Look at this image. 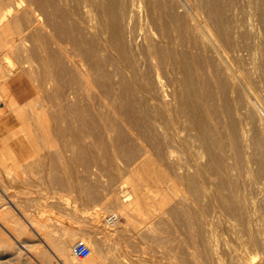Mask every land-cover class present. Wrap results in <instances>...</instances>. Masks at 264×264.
<instances>
[{"label": "bare ground", "instance_id": "6f19581e", "mask_svg": "<svg viewBox=\"0 0 264 264\" xmlns=\"http://www.w3.org/2000/svg\"><path fill=\"white\" fill-rule=\"evenodd\" d=\"M255 1L260 2L261 11H252L249 16L244 15L246 18H242L240 9L236 6L239 9L236 11L230 0H205L204 4L209 10L208 17L200 20L198 15H195L196 11L194 15L199 22L197 27L204 31L206 42H203L205 43L203 45L190 46L178 43L172 37L173 23L177 24L183 32L192 30V25L187 22L185 16V11H193L192 8H194L189 0H31L30 4L34 7L33 17L27 21L25 30L30 32L32 41L29 43L27 38L29 34L26 36L23 32L18 33L19 39L28 55L37 56L47 65L55 66V78L58 81H55L57 84L50 96L56 101V103L54 101L56 105L53 103L55 108L51 113L52 122L45 118L43 124L47 125V128L50 127L55 139L63 142L65 150L68 147L71 148L68 140L75 142L73 145L76 146L72 149L74 156L77 157L78 165L81 164L86 169L95 162L96 150L104 149L105 165L103 167L110 173L111 177H109L113 182L115 178L117 179V173H122L121 171H125L127 175L130 173V176L128 175L130 180L127 181L132 184L134 196L124 192L127 181H123L122 188H118L124 192L123 194L120 191L124 197L122 201L129 203L132 199L139 207L144 202L146 205L142 208L147 209L144 213L149 215L148 211H151L153 214V218H150L152 216L150 213L151 216L148 219L152 221L145 228L135 227V236L126 237L125 228L122 227L120 235L123 236L125 243L121 244L115 252L116 246L115 248L113 246L114 249L111 250L115 254H110L109 241V244H106L107 254L103 264H141V261L137 263L133 261V257L131 258V254L140 252L150 256L146 264H160V258L157 259L158 253L165 258L166 264H201L203 260L200 263L198 251L195 252L193 248V252L189 249L191 254L188 253L190 257L187 259L180 253L183 249L176 252L172 244L169 246L171 239L165 236L166 230L163 228L164 231H162L165 235L159 230L165 220V214H161L159 210L168 209L171 214L174 213L173 217L182 215L189 223L193 219L204 222L201 219L203 218L201 211L194 209L195 206L191 204L198 203L204 195L196 175L204 174V169L208 167H211V170L214 169L213 173L222 172L223 169L227 173L233 168L238 174L239 169L241 174L242 172L245 174L241 176L246 177L250 184H256L258 189L263 188L264 0H253L252 3ZM16 8L17 0H0V25L5 20L9 24L20 21L16 16ZM0 98L10 101L2 90H0ZM10 104L16 107L11 101ZM43 113L40 115L42 116ZM41 116L40 119H42ZM41 123L39 125H42ZM88 138L93 140V145L84 142ZM108 143L117 149L119 158L122 156L118 163L110 154ZM181 150L191 151L194 156L193 161L190 162L186 158L185 160L183 155H180V153L183 154ZM64 152L60 149L54 152V155L49 154V162L46 165L49 170L46 174L48 181H54L60 186L75 187L80 198L86 202L96 203L103 200L106 203L109 199L111 200L110 192L105 191L102 197L99 191H95L93 185H85L82 179L76 178L77 175L74 177L76 179H73L72 172L76 166V159L74 163L70 162L73 158L69 161ZM228 152L233 156L231 158L235 159L234 163L226 162ZM205 155L208 156L207 162L206 158L203 162ZM55 170L57 173L53 174ZM181 184L191 187L190 191L193 189L195 196L193 200L188 197L190 195L184 193L186 189L189 190L187 186L186 189L184 188V194L176 198L177 200L175 196L169 198V193L175 189H179V193ZM148 186H151L155 193L154 195L152 192L154 196L149 193L152 196L151 199L153 198L152 201L147 199L150 198L148 192L152 189L150 187L147 191ZM2 191L6 194L4 190ZM188 194H190L189 191ZM178 203H183V207L178 209ZM16 204L17 209L23 208L22 205ZM4 205L7 207L3 204V209ZM94 208L96 209L92 211L96 217L102 214L103 211L100 212V209ZM123 208L129 220L130 214L127 212L129 210L124 206ZM2 215L0 213V219ZM25 218L29 225L34 227V221L29 216ZM182 218L180 224L184 226ZM108 221L111 226L116 225L119 221L118 214H111ZM174 221L177 222L173 219ZM194 222L196 221H193V225ZM143 224L146 225V223ZM187 227L185 229H189ZM186 232L185 235L190 234L189 240L194 248L199 239L202 243L205 242L201 228L191 229L187 234ZM85 240L86 238L82 239V241ZM77 241L70 244V254H68L74 263L95 264L94 256L100 244L96 241L94 243L85 241L89 244L91 253L84 260L74 255L73 247ZM207 246L200 249L205 254V258L209 253ZM206 260L204 262H207ZM60 261L66 264L64 257H61Z\"/></svg>", "mask_w": 264, "mask_h": 264}, {"label": "rangeland", "instance_id": "374dc122", "mask_svg": "<svg viewBox=\"0 0 264 264\" xmlns=\"http://www.w3.org/2000/svg\"><path fill=\"white\" fill-rule=\"evenodd\" d=\"M189 1H190L191 6L196 8V9L192 8L193 11L191 10L185 11L187 22L192 25V30L187 33L183 32L177 27V24L173 23L172 24V31H173L172 37L178 43H183V44H187L190 46L203 45L205 44L203 42H206V37H205L204 31H202V29L200 30V27H197L199 25V22L197 21L195 15H198V18H200V20H204V17H208L209 10H208V7H206L204 4L205 0H192V1L189 0ZM230 1H232V7L235 6L236 11H239L240 9L241 15L243 16L242 18H246L247 16H249V14H251L252 11L253 12L261 11L260 2L256 3L255 1L256 4L253 2L255 6L254 7L252 3L253 0H230ZM30 2L31 0H28V1L27 0H17L16 16L19 18L20 21L9 24V22L5 20L0 25V28L2 27L0 31L3 29L2 35L0 34L1 35L0 36V90L5 92L7 99H10V101L13 102L14 105H16V107L15 106L13 107V105L10 104V101L4 100V98L1 100L0 98V106L1 105L4 106L5 117H6L5 125H4L5 133L3 136V146L0 148V171H1L0 172V177H1L0 178V195H1L0 196V213L3 214L0 219L1 220L0 221V264H63L60 261L61 257H64L66 259V264H75L74 261L71 259V257L68 255L70 254L69 253V247L71 246L70 244H73L75 241L77 240L79 241L85 238H86L85 240L86 242L90 241V243L91 242L94 243L96 241L100 244L101 248L97 245L98 247H97V252L94 256V260H95V264H100V263L103 264L105 261L106 254H107L106 244L110 243L109 244L110 250L114 249L116 246V249H114V252H115L121 244L125 243L123 236L120 235V232H122L123 228H125L124 235L126 237L135 236V233H134L135 227L145 228V226H147V224L150 223V221H152L149 219L153 218V214L151 211L150 212L148 211L149 215L144 213V211L145 212L147 211V209L146 210L144 209L146 205L144 202L142 203L140 207L139 205L134 203V200L132 199L129 201V203L123 202L124 197L122 193L124 194V192L125 193L127 192L131 196H134V190L131 187L132 184L130 183V181L129 182L127 181V180H130L129 179L130 177L128 178V175L130 176V173H128L127 175L125 171L124 172L121 171L124 176L126 175L125 177H123L122 173L120 172L119 174L117 173L118 175L117 179L115 178L113 182V180L110 178L111 177L110 173L103 167V165H105L104 149L103 150L99 149L100 151H97L98 149L96 150L95 162L91 165V167H89V169L88 168L86 169L80 163H79L80 165H78L77 159H76L77 157L75 158L74 156L75 153L72 151V149H74L76 146V145H73L75 144V142L73 140H68L69 142L68 144L69 146H71V148L68 147L70 150L68 148L65 150L63 142L60 141L59 139H55L56 137L51 133L50 127L47 128V125L43 124L45 118L48 119V121L52 122L51 113L53 112V109L55 108L56 101L53 100V98H51L50 96L52 94V91H54L53 88L55 84H57L56 82L58 81L55 78L56 76L55 66L47 65L43 60L41 61L37 56H34V55L30 56V54L28 55L27 52H25L26 49L24 48L23 43L19 39L18 33L23 32V33H26L25 34L26 36L29 34L27 36L29 43L32 41L30 32H28V30H25L27 21L29 20V18L31 19L33 17L32 12L34 10V7L30 4ZM257 4L258 6H256ZM256 8L257 9L259 8V9L257 10ZM194 11H196V13ZM244 15H246V17ZM193 24L195 25L193 26ZM195 28L198 29V31ZM195 32H198V33H195ZM202 35L204 36V39ZM9 70L11 73L9 72ZM47 70L49 71L47 72ZM2 88H7V89L3 90ZM9 92L11 93L8 94ZM12 94L14 95L12 96ZM40 111L42 113L45 111L43 113L44 117L43 115L42 116L40 115L42 114L40 113ZM40 116L42 117V119H40ZM26 123L28 125H26ZM40 123L43 126L39 125ZM45 126L46 128H44ZM84 142L86 144L93 145V140L89 138L86 139V141ZM46 143L47 144L49 143V144L47 145ZM109 144L111 145V143H108V145ZM110 145H109L110 154L113 155L112 157L114 158L115 162L117 161L118 163L119 161H121L119 159L122 156L119 158V156L117 155H120V154L117 151V149H115L113 145H111L110 147ZM60 149H62L63 152L65 150L64 154L68 160L73 158L71 161L69 160L70 162L73 161L72 163H74V160L76 159L75 161L76 166L74 170L72 169L73 172L71 170L73 179L80 178L83 180L85 185L87 186L93 185L95 188V191L96 192L99 191L98 193L99 194L101 193L100 195L102 197L104 196L103 194H105V191L110 192L111 200L109 199V201L106 203H104L103 200H101L102 202L96 201V203L86 202L84 199L80 198L78 191L75 187L60 186L54 181H48V179L46 178V174L49 173V170L47 169L46 165H48V162H49V158H50L49 154L54 155L55 154L54 152H57ZM180 152H183V154L180 153V155H183L184 159L186 158L190 162L193 161L194 156L192 155L191 151L181 150ZM229 153L230 152H228V155H227V158L228 157L229 158L228 159L226 158L227 160L226 162L234 163L235 159L231 158L233 156L230 155ZM185 154H187L190 158L186 156ZM205 158L207 162L208 156L207 155L204 156L203 162H205ZM41 160L42 162H40ZM213 170H211V167H208L204 169L203 171L204 174L199 173L196 175L198 185L200 184V187L202 188L204 195L202 196V198L199 200L198 203L193 202V204L191 205L195 206L193 207L194 209L201 211V215L203 216V218L201 217V219H203L204 222L202 220L197 221L196 219H193L191 222L192 224H191L188 221H186V219L182 215L179 217L175 215L174 217L176 218H174L172 215L174 213L171 214L168 209L159 210V212H162L161 214L163 215L165 214V217H164L165 220H163L164 221L163 226L161 229H159L160 232L163 234L162 231H164L165 229L166 232L164 231V233L165 234L167 233V234L166 235L163 234V235L169 236L171 239V241L169 242L170 243L169 246L172 244L171 246H173L172 248L176 252L179 251V249H183V251L180 253L185 255L187 259L188 257H190L189 254H191L192 248L195 252L198 251L200 263H201V260H203L201 264H215V263L216 264H238V263L239 264H264V244H263L264 243V237H263L264 236V224H263L264 223V199H263L264 186H262L263 188H260L258 186L260 188L258 189L256 184L255 185H253L252 183L250 184L246 180V177L241 176V175L245 176V174H243V172L241 174V172H239V169H238V174L237 172H235L237 170H234V169L232 173L230 169L228 171L229 173L228 172L226 173L225 170L223 169L224 171L222 170V172H219L221 174H219L216 171L213 173ZM62 171L64 172V170ZM233 172H235L234 173L235 175L233 174ZM52 173L56 174L57 171L55 170ZM75 176L76 178H74ZM217 178H219L218 179L219 181L217 180ZM237 179L239 183L237 182ZM116 180H119V181H116ZM227 180L228 182H226ZM85 181L88 183H86ZM123 181H127L126 183L128 184L127 185L125 183L124 192H122V189H118L119 187L122 188L123 184L121 183H123ZM51 182L52 183L54 182V183L52 184ZM215 182L218 183V185ZM111 184L113 187L111 186ZM186 186L188 187L187 184L186 185L181 184L180 187L182 189L180 188V191L182 192L179 191L178 193L179 189H175L174 191L169 193L168 195L170 196L169 198H174L173 196H175V199H176V198H179V196H182L181 194L185 193L186 195H190L188 197H190V199L193 200L195 198L193 194L194 191L193 189L190 191L191 187H188L189 190H187ZM227 186L229 188H227ZM150 187L151 186H148V189L146 190L148 191ZM184 188L186 189L185 192H184ZM219 188L221 192L224 193V195L223 193L220 192ZM254 189L255 191H253ZM2 190H4L6 194H4ZM152 190L153 188L151 189V191L149 190L148 194L151 193L153 195L154 191ZM188 191L190 192V194H188ZM151 194H149L148 196L150 198H147V199L149 200L151 199L152 197L150 196ZM262 195L263 197H261ZM3 197H6V198H3ZM152 199L150 201H152ZM110 201L114 203L112 202L110 203ZM116 201H118L119 203ZM261 201L263 203H261ZM16 203L20 204V206L22 205L23 208H20L21 211L16 208L15 206L17 205ZM3 204H6L7 206L5 207L4 205V209L2 207ZM182 204L183 203H178V206H177L178 209L183 207L184 204L183 205ZM196 204H197V207H196ZM121 205H123L126 209L129 210L127 211L130 214L129 220L126 218V215L124 214V208ZM220 205H223V206L226 205V206L221 207ZM143 206L144 208H142ZM94 207H97L98 209H100L101 210L100 212L103 211L102 214H100L98 217H96V215H94V211H92L93 209L94 210L96 209ZM257 208L259 209L256 210ZM212 209L213 210L215 209V210L213 211ZM252 210L253 211L255 210L256 213L259 211L257 214L260 216H258L255 213V211L253 212ZM2 211H4V213ZM166 211L167 212L169 211V212L166 213ZM31 213H33V215ZM114 213L118 214L119 221L117 222L116 225L111 226L110 222L108 221V218L110 217L111 214H114ZM150 213L152 214V216ZM145 215L148 217H146ZM25 216L26 217L29 216V218L34 221L35 223L34 227H31L29 225ZM149 216L151 217L149 218ZM171 216L173 218H171ZM180 217L181 218L183 217L182 223H185L186 226L185 225L184 226L185 227L188 226L189 229H185V227L182 226L183 224L182 225L180 224L181 222ZM95 219L96 221H93ZM169 219H172V220L170 221ZM173 219L176 220L177 222L174 221L175 222L174 223ZM193 221H196L194 222V225H193ZM215 221H217L216 222L217 224L215 223ZM166 222H168L171 226L167 225L168 223ZM143 223H146V225ZM243 223H245V225H243ZM198 228H201V230L205 232V233L202 232L205 242L202 243L199 239L197 241V244L195 245L196 247L194 248V245L189 240L190 234H187V233H190L191 229H198ZM171 231L172 233H170ZM185 232L187 235H185ZM106 234H109V235L107 236ZM63 236L65 237L64 239H63ZM103 238L105 240H103ZM93 239L95 240L93 241ZM184 239L187 242H185ZM182 245L184 247H182ZM209 245H210V248H209ZM212 245H214L215 247ZM205 246H207L206 248L209 249V250L207 249V251L209 252L208 253L209 255L214 253L211 256L207 254L208 259L205 258L206 257L204 256L205 254H203L201 251L202 250L201 248H205ZM210 249H211V253H210ZM112 251L113 250H111V253L110 252L109 253L113 254L114 252ZM138 254H134V253L131 254V258L132 257L134 259L136 258L135 260L133 259V261L137 263H140L141 261V264L142 263L146 264L147 260L150 259V256L145 254L144 252H140ZM202 255L205 258V260L207 259L206 260L207 262H204L205 260L202 257ZM136 256L139 258H137ZM211 257L214 259H212ZM86 259L87 257L84 258V260ZM157 259H159L160 264H166L165 258H162L160 253H158Z\"/></svg>", "mask_w": 264, "mask_h": 264}, {"label": "built area", "instance_id": "2783aa9c", "mask_svg": "<svg viewBox=\"0 0 264 264\" xmlns=\"http://www.w3.org/2000/svg\"><path fill=\"white\" fill-rule=\"evenodd\" d=\"M73 252L78 258H86L91 253V248L85 241L79 240L75 243Z\"/></svg>", "mask_w": 264, "mask_h": 264}, {"label": "crops", "instance_id": "0c3cea01", "mask_svg": "<svg viewBox=\"0 0 264 264\" xmlns=\"http://www.w3.org/2000/svg\"><path fill=\"white\" fill-rule=\"evenodd\" d=\"M5 110L4 106H0V148L3 146V136H4V125H5Z\"/></svg>", "mask_w": 264, "mask_h": 264}]
</instances>
